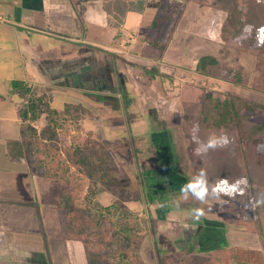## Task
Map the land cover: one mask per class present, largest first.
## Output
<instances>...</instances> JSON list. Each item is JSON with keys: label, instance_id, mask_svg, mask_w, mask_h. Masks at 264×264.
Here are the masks:
<instances>
[{"label": "rangeland", "instance_id": "374dc122", "mask_svg": "<svg viewBox=\"0 0 264 264\" xmlns=\"http://www.w3.org/2000/svg\"><path fill=\"white\" fill-rule=\"evenodd\" d=\"M159 1L149 0L150 6H146V12H153ZM210 1L168 0L171 17L161 32L159 49L162 53H160L159 61L155 63L153 60H148L146 66L150 67L155 64L166 72L170 71L174 78L159 80L151 86H146L149 94L157 88L164 90L163 97L153 96L151 111L147 103V93L142 95L141 92V87L145 85L143 81L147 80L144 74L145 69L124 62V55L112 51L113 48L109 44L115 31L105 24L104 12L99 1L88 0L83 4L80 3V6L72 4L69 7V17L62 18V24H68L70 28H74L76 20L79 22L80 18L85 20V15L81 13L84 7L94 6L95 11L89 16L91 20L86 21L81 27L86 28L84 33L81 32L80 25L77 28L79 30L75 32V36H79L78 40L60 39L59 42L53 40V44L58 42L60 47L65 45L69 48L73 47L79 55L86 50L93 51V48L97 51L98 48L87 43L95 38L101 43L99 46L101 54L110 57L107 66H105L106 61L101 57V66H97L101 73V80L86 81L85 90L88 94L86 102H89V107L96 110L95 103L110 107L106 114L107 119L100 118L102 124L100 123L95 128L98 130L101 141L105 142L104 139L109 137L114 138V147L118 152L116 154L124 160L123 165L120 164L122 160L119 162V159L112 153L118 172L122 171L123 174L121 173L122 176L111 185L110 189L103 190L99 198L103 201L113 198L126 204L138 202L141 205L145 204L147 198H150L142 212L148 233L141 250L144 259L150 264H160L169 255L179 256L175 253L177 252L173 241L175 236L177 243L182 245L186 242L184 249L186 252L199 254L193 256L195 264H201L199 263L200 253H206L211 247L223 244L257 250L264 255V236L225 224L221 221V217L227 214L220 211V209L230 208L235 204L250 209L251 203L247 200L249 190L251 187H264V162L257 163L246 155L240 159L235 153V148L232 147L230 137H228L230 142L226 146L218 145L214 150L208 148L209 151H205L209 138L228 136L229 133L226 130L214 128L209 134L203 132L194 134L193 139L198 142L199 153L197 149L194 152L189 150V140L182 132L183 111H179L181 101L196 100L202 89L211 91L219 98L227 92H234L254 102L264 104V91L255 90L251 84L234 85L224 80L206 78L196 72L195 61L201 55L215 53L219 56L222 52L221 54H224L227 59L245 68L250 82L257 75L256 56L248 50L250 48L238 45L237 41L224 42L221 40L219 27L224 13L217 10L209 12L207 4ZM235 3L242 6L245 0H235ZM150 17L148 13L147 16L142 17V21L148 23ZM129 21L125 27L129 32L124 35L122 45L131 43V53L134 52L135 46L140 48L137 51L141 52L142 46L139 43L141 41L134 31L138 20L133 18ZM262 29H259V36L264 34ZM142 30L143 27L139 30V37ZM129 58L133 59L132 56ZM118 64L121 68H118ZM134 73H137V77L140 75L139 78L143 80H134L132 78ZM146 87H144L145 91ZM262 119L264 117L255 116L256 121ZM44 123V120H41L37 125L41 128ZM86 123L92 124L88 119ZM248 153L251 154V152ZM152 163L157 167H162L163 173H154L155 171L152 170L155 166L148 168ZM143 164H145L144 169L148 168L152 174L145 176L146 172L141 167ZM207 165H209L208 168ZM202 170L209 188V194L204 203L198 201L190 192L187 198L181 193L183 185L201 178ZM242 178H246V182H241ZM220 182H226L228 185L237 184L240 191L235 194L234 198L213 192V188ZM155 187L160 190L154 189ZM195 208H202L205 212V216L199 221L192 216V210ZM227 218L231 219V216ZM152 219L155 222H152ZM161 220L164 226L160 224ZM181 228H183V233L180 232V234L178 232ZM202 228L216 229L222 232V236L219 238L215 235L208 239L207 235L206 240L200 241L202 243L207 241L205 246L208 247L202 249L196 244L198 243L197 236ZM177 234L181 236L178 237ZM187 239L189 241H186ZM202 243L198 244L203 246ZM188 253L186 254L189 255Z\"/></svg>", "mask_w": 264, "mask_h": 264}, {"label": "trees", "instance_id": "16d2710c", "mask_svg": "<svg viewBox=\"0 0 264 264\" xmlns=\"http://www.w3.org/2000/svg\"><path fill=\"white\" fill-rule=\"evenodd\" d=\"M100 1L108 25L115 28L122 25L128 12L142 13L148 3V0ZM168 5V0H160L150 22L147 41L157 48L162 28L171 17ZM207 5L224 13L219 27L221 40L237 41L255 54L257 75L250 82L245 68L227 59L222 52L219 56L201 55L195 70L206 78L234 85L251 84L255 90L264 91V34L258 33L264 28V0H245L242 6L235 0H211ZM156 72L152 71L150 76ZM11 92L25 102L18 111L22 135L18 140L7 141L8 154L12 159L28 158L38 174L54 185V205L64 212L66 237L82 242L88 264H148L141 254L148 233L145 219L121 201L104 205L97 198L101 191L110 189L119 180L122 172H118L106 145L92 132L83 133L80 105L68 103L63 110H57L50 105L48 95L39 94L23 81H13ZM182 110V132L189 140L191 152L198 146L193 135L209 134L215 128L229 133L227 137L232 138V147L240 159L248 156L257 163L264 162V119L255 120L257 115L264 117V104L234 92L219 98L202 89L196 100L182 102ZM40 119L45 123L38 129L35 124ZM247 200L251 203L250 209L236 204L220 209L231 216V219L222 216L221 221L264 236V187H251ZM193 256L196 254L180 258L168 256L160 264H195ZM199 263L264 264V255L227 244L202 254Z\"/></svg>", "mask_w": 264, "mask_h": 264}, {"label": "crops", "instance_id": "0c3cea01", "mask_svg": "<svg viewBox=\"0 0 264 264\" xmlns=\"http://www.w3.org/2000/svg\"><path fill=\"white\" fill-rule=\"evenodd\" d=\"M87 1L0 0V264H88L82 242L66 237L64 212L54 205V196L56 194L54 185L38 174L37 168L32 165L28 158L12 159L7 149V141L18 140L22 135V123L18 111L25 100L11 92L12 82L16 80L28 83L36 88L39 94L45 93L48 95L50 105L57 110H63L65 104L68 103L79 104L82 113L81 125L83 133L92 132L93 136L101 141L95 126L101 123L100 118L107 119L106 114L110 107L96 103L94 106L96 110L89 107V102H86L88 94L85 90L86 81L101 80V73L97 68V66H101V57L106 61L105 66L109 64L110 57L101 54L99 47L101 43L97 42L95 38L87 43L98 48L96 49L97 51L94 48L93 51L86 50L81 52V54L79 53L81 56L78 55V52L73 47L69 48L66 45L60 47L57 44L60 39L66 41L78 40L79 36H75V32L79 30L77 29L79 25L81 28L86 21L91 20L89 16L94 13V6L88 5L84 7L81 13L83 12L85 15V20L83 18H80V22L76 20L74 28H70L68 24H62V18L69 17V7L72 4L80 6V3L83 4ZM93 1H99L102 8L100 0ZM147 5L150 6L149 0ZM207 8L209 7L207 6ZM156 9L153 12H146V9L142 13L128 12L122 25L119 28H115L108 25L106 14L102 8L105 24L115 31L109 44L113 48L111 50L124 55V62L145 69L144 74L147 80L144 79L143 83L145 85L140 87L142 95L145 92L147 93L146 98L150 111L152 109L153 96L163 97L164 90L163 88H157L153 92L154 94H149L146 86H151L159 80H171L174 78L170 71L166 72L155 64L150 67L146 66L148 60H153L156 63L160 53H162L159 48L147 41V36L151 32L150 22ZM209 10V12H213L212 10L214 9L209 8ZM148 13L151 15L149 22H143L142 17L147 16ZM133 18L138 20L134 31L138 39H140L141 42L139 43H141L142 47L140 46V52L137 51L140 48L135 46L136 51L134 50L131 53V43L124 46L122 45L124 43L122 39L126 32H129L125 29L126 24ZM142 27L143 30L140 32L139 37L138 33ZM84 29L86 28H81L82 33H84ZM161 38L162 34L159 35V41H161ZM118 39L120 41H117ZM53 40L58 42L53 44ZM129 56H132L133 59H130ZM118 68H121L120 64H118ZM152 71L157 72L150 76ZM136 74L134 73L132 78L140 81L142 78H139L140 75L137 77ZM199 75L201 74L199 73ZM144 87H146V91ZM91 96L89 95V97ZM182 102L183 100L181 104ZM179 111H183L182 105ZM150 115L153 118L151 113ZM87 119L92 124L86 123ZM41 120L43 119L39 121ZM37 123L35 126L39 129ZM106 125L109 126L108 124ZM91 126H93V129H91ZM104 140L105 142H101L106 145L112 159L116 162L115 157H117L119 162L122 160L120 164L123 165L124 160L116 154L118 152L114 147V138L109 137ZM112 153L115 154V157ZM154 166L155 164L152 163L148 168H153ZM141 167L144 169L145 164L141 165ZM148 168L144 169L146 172L145 176L152 174L148 171ZM154 168L152 170L155 171L154 173H163L162 167L155 166ZM149 188L152 189L153 187ZM154 189L159 188L155 187ZM100 193L97 198L104 205L117 201L113 198H108L106 201L100 200ZM148 200L150 198H147ZM147 201L143 205L138 202H133L132 204L123 203L143 217L142 212L147 205ZM162 221H160V224L164 226ZM152 222H155V220L152 219ZM182 230L183 228L179 229L178 233H183ZM221 233V231L216 229L202 228L197 236V241L201 244L200 240L205 239L207 235L208 239L215 235L220 238L222 236ZM180 234H177V236L180 237ZM176 239L177 237L175 236L173 240L177 250L175 253L179 254V256H171L180 258L187 253L184 250L186 242L181 245L177 243ZM186 241H189V239ZM206 242L202 243L203 246L196 244L204 249L208 247L205 246ZM219 246L222 245L213 246L210 250Z\"/></svg>", "mask_w": 264, "mask_h": 264}, {"label": "clouds", "instance_id": "9594fccd", "mask_svg": "<svg viewBox=\"0 0 264 264\" xmlns=\"http://www.w3.org/2000/svg\"><path fill=\"white\" fill-rule=\"evenodd\" d=\"M229 142L230 141L226 135L212 136L209 138L206 147L214 150L218 145L226 146ZM197 152L199 153L198 149ZM241 182H246V178H242ZM238 191L240 190L237 184L228 185L226 182H220L213 188V192L217 194L223 193L233 198ZM189 192L192 193L201 203L206 202L209 194V188L207 181L204 178L203 170L201 171V178L190 181L182 186L181 193L185 198H187V194ZM240 194L242 195L243 193L241 192ZM192 216L196 221H199L202 217L205 216V212L202 208H195L192 210Z\"/></svg>", "mask_w": 264, "mask_h": 264}]
</instances>
